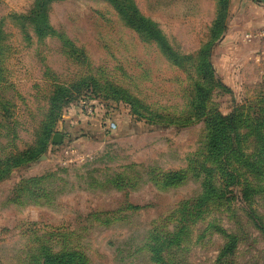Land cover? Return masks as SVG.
<instances>
[{"label":"rangeland","instance_id":"374dc122","mask_svg":"<svg viewBox=\"0 0 264 264\" xmlns=\"http://www.w3.org/2000/svg\"><path fill=\"white\" fill-rule=\"evenodd\" d=\"M134 2L196 65L211 39L218 0ZM33 3L0 0V158L35 145L55 96L63 113L47 152L0 181V264H22L41 237L58 249L84 252L90 264H154L144 249L150 232L171 230L178 207L201 193L189 168L202 151L206 124L187 119L197 74L188 61L175 66L104 0L53 3V30L42 39L20 19ZM262 24L264 0H230L226 31L209 56L222 84L212 87V111L236 110L244 119L264 109V44L243 41ZM249 53L262 57L243 65ZM93 104L104 116L103 140L70 138L69 130L94 118ZM56 134L64 137L61 145L51 143ZM173 173L182 182L167 179ZM34 177L43 179L25 183ZM239 191L233 189L230 211L213 212L192 227L187 264H212L218 257L224 239L207 231L211 223L231 232L239 223L245 229L248 239L234 264L263 263L264 241L248 224ZM255 209L264 218V199Z\"/></svg>","mask_w":264,"mask_h":264},{"label":"trees","instance_id":"16d2710c","mask_svg":"<svg viewBox=\"0 0 264 264\" xmlns=\"http://www.w3.org/2000/svg\"><path fill=\"white\" fill-rule=\"evenodd\" d=\"M58 1L61 0H34L27 15L20 17L33 27L39 39L52 33L48 13L51 5ZM104 1L113 7L131 30L146 41L155 44L175 66L182 67L187 63L189 58L183 57L172 48L159 26L140 13L134 0ZM229 3L230 0H218V12L211 29V39L200 50L196 65L188 61L196 72L198 80L191 90L192 109L187 119L189 122L204 120L206 124L202 151L190 162L189 168L192 178L201 181V193L178 207L175 212L177 219L171 230L150 232L144 249L149 255V260L154 264H187L183 254L191 242L192 227L196 226L199 220H206L213 212L230 211L233 189L240 190L247 222L264 241V218L255 209L257 200L264 199V109H258L259 115L247 114L243 119L242 114L240 115L236 110L230 115H223L208 107L212 87H222L209 56L216 41L226 31ZM94 99L90 98V100ZM52 101V107L47 114L49 124L42 127L41 136L38 135L35 145L5 160L0 158V181L6 180L14 168L30 167L47 152L50 135L63 113V107L54 103L60 100L55 96ZM68 103L69 101L64 100L62 104ZM98 107L99 104L92 105L94 118L88 124L68 131L70 138L75 139L74 134H78L79 137L103 140L101 129L104 116L100 118L101 112ZM136 115H139V119H143L141 113L136 111ZM64 123H66L65 119ZM147 124L159 123L149 120ZM250 138L252 139L249 144ZM166 177L180 182L184 179L180 173L168 174ZM38 179L40 181L43 177L30 178L25 183H34ZM22 189L25 190L24 187ZM239 225L238 231L231 232L217 223L209 224L207 231L218 234L224 239L218 257L212 264H234L233 259L240 244L248 239L245 229L241 223ZM22 264H90V260L78 249L67 248L66 245L58 249L50 241H42L41 237Z\"/></svg>","mask_w":264,"mask_h":264},{"label":"crops","instance_id":"0c3cea01","mask_svg":"<svg viewBox=\"0 0 264 264\" xmlns=\"http://www.w3.org/2000/svg\"><path fill=\"white\" fill-rule=\"evenodd\" d=\"M261 26H264V24H262ZM264 27H262V28H258V31H254V32H259L261 29H263ZM253 33V32H252ZM251 33V34H252ZM251 34H247V35H251ZM238 37H236V39H237ZM243 41H245V43H247V44H252L253 42H257L258 41V39H256V38H249V36H245V38L243 37ZM254 43V44H255ZM251 49V48H250ZM263 50H264V47H263ZM249 52V51H248ZM263 53H264V51H263ZM262 56H258L257 54H255V53H249L247 56H244L243 57V59H242V61H243V65L244 64H246V63H248V61L249 60H253L254 59V61H256V60H259V58H261Z\"/></svg>","mask_w":264,"mask_h":264},{"label":"built area","instance_id":"2783aa9c","mask_svg":"<svg viewBox=\"0 0 264 264\" xmlns=\"http://www.w3.org/2000/svg\"><path fill=\"white\" fill-rule=\"evenodd\" d=\"M249 36V38H258V39H260V40H262L263 42V44H264V28L263 29H261L259 32H256V33H252L251 35H248ZM91 112L92 111H89V113L91 114Z\"/></svg>","mask_w":264,"mask_h":264},{"label":"water","instance_id":"95a60500","mask_svg":"<svg viewBox=\"0 0 264 264\" xmlns=\"http://www.w3.org/2000/svg\"><path fill=\"white\" fill-rule=\"evenodd\" d=\"M62 142H63V135H60V134L54 135L51 141L53 145H60L62 144Z\"/></svg>","mask_w":264,"mask_h":264}]
</instances>
